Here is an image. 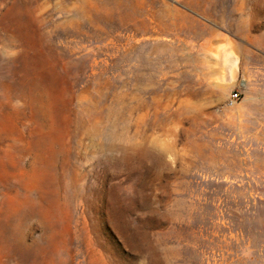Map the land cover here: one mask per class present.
Here are the masks:
<instances>
[{
    "label": "rangeland",
    "instance_id": "374dc122",
    "mask_svg": "<svg viewBox=\"0 0 264 264\" xmlns=\"http://www.w3.org/2000/svg\"><path fill=\"white\" fill-rule=\"evenodd\" d=\"M0 264H264V0H0Z\"/></svg>",
    "mask_w": 264,
    "mask_h": 264
},
{
    "label": "built area",
    "instance_id": "2783aa9c",
    "mask_svg": "<svg viewBox=\"0 0 264 264\" xmlns=\"http://www.w3.org/2000/svg\"><path fill=\"white\" fill-rule=\"evenodd\" d=\"M240 97H239V93L238 92H235V93H233V95H232V97H231V99L233 100V101H236V100H238Z\"/></svg>",
    "mask_w": 264,
    "mask_h": 264
}]
</instances>
